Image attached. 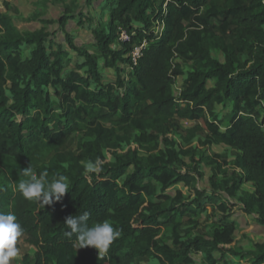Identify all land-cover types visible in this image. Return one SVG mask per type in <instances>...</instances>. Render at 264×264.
<instances>
[{"label": "trees", "instance_id": "16d2710c", "mask_svg": "<svg viewBox=\"0 0 264 264\" xmlns=\"http://www.w3.org/2000/svg\"><path fill=\"white\" fill-rule=\"evenodd\" d=\"M108 1L107 27L92 32L116 79L96 88L97 56L66 30L69 18L81 25L82 13L64 6L58 19L43 20L59 24L64 47L46 28L22 32L0 11V212L15 214L36 248L25 264H192L194 253L205 264H230L227 255L237 257L235 264H264L263 242L253 249L231 246L236 223L229 219L239 206L264 226V0ZM155 21L163 25L160 32L150 28ZM121 28L128 39L113 48ZM143 39L134 62L131 52ZM70 50L84 58L75 63L83 73L64 70ZM178 60L191 61L192 68L175 93L183 74ZM117 61L131 67L127 78ZM218 105L230 106L227 116L219 115ZM180 120L193 123L186 142L202 132L200 147L236 150L232 161L217 152L208 157L210 193L197 186L202 158L177 146ZM75 132L82 134L78 145L63 149ZM4 156L23 168L30 164L37 176L47 171L49 180L65 176L68 192L46 206L25 199L3 167ZM97 159L100 170L86 172L84 165ZM216 175L223 177L216 181ZM180 182L194 197L181 189L172 193ZM246 182L251 191L241 188ZM213 204L219 215L210 235L184 236L185 227L198 224L193 216ZM84 212L88 227L108 221L120 230L107 253L80 248L77 235L66 234L65 218ZM169 227L171 243L164 240Z\"/></svg>", "mask_w": 264, "mask_h": 264}, {"label": "rangeland", "instance_id": "374dc122", "mask_svg": "<svg viewBox=\"0 0 264 264\" xmlns=\"http://www.w3.org/2000/svg\"><path fill=\"white\" fill-rule=\"evenodd\" d=\"M84 2V0H0V11L9 15L16 27L22 32L39 29L41 27L46 28L47 31L52 33V36H55L57 40H60L62 42L64 47H67L68 45L64 41L65 34L60 30L59 24L57 22H44L43 20L55 21L56 19H58L63 13H65L64 6H68L69 11L71 12H76L77 14L82 13L80 19V22L82 21L80 23L81 25H79V18H69L66 23V30L68 35L72 37L73 41L78 46H83L90 53H93L97 56L100 82L92 84V87L96 88L99 85L114 82V80L116 79L115 67H108L104 65L103 57L101 56L100 51L96 46L95 37L92 32V30L95 28L107 27L110 12V1L105 2V0H97L89 5H85ZM162 27L163 25L161 23H157L156 21L150 26L153 32H160ZM125 34L128 36L127 32ZM120 39L122 38L119 32V36L111 44V47L120 48L121 45L118 42V40ZM126 39H128V37ZM142 42L145 43L146 40L143 39ZM29 52V46H24L21 50L23 56H27ZM70 52L72 55V61L68 66L65 67L64 70L68 71L70 69H75L80 73H83L84 70L77 69L75 63L82 62L84 58L82 56H78L73 50H70ZM213 54L215 56H218L219 58H222V54L218 51H213ZM125 55L126 54H124V56ZM178 61L181 63L183 74L177 77L173 85L175 93L179 92L181 84L186 76V72L192 68L191 61ZM117 64L124 67L123 74L124 77L127 78L128 72L131 70V67L127 64V62L117 61ZM212 84L213 80H210L208 82V85ZM119 89L122 90L123 88L121 87ZM217 110L220 116L225 117L230 111V106L227 105L225 107H222L221 105H218ZM192 124L193 123H189L187 120H180L179 128L174 131V136L177 142V146L182 145V147L194 153L196 158H202V162L200 163V171L202 173L198 177L197 186L200 189H204L205 191H207V193H210L212 188L210 177L213 174V170L207 163L208 157L212 154V152H217L224 154L228 161H232L235 157L236 150L224 144H213L206 149L200 147V140L204 136L202 132H198L196 137H194L190 142H186L184 140L186 130L187 127ZM226 124L227 122L224 121L221 128H225ZM81 138L82 134H78L76 132L72 133L64 141L62 148L66 150L74 149L80 142ZM107 157L109 160L111 159V156L109 154H107ZM1 159L3 161V167L7 170L13 182V185L17 188L18 183L22 179H27V177H23L20 174V170L23 169L20 164V160L15 157L5 156ZM222 177V175H216L215 179L216 181H220ZM241 188L249 190L253 189V185L251 182H246L242 184ZM177 189H181L184 195L187 197H194L193 191L189 187L185 186L182 182L177 183L173 186L172 193H174V191ZM231 199L236 201L235 198ZM214 203H216V200L214 201ZM214 206L215 204L208 205L204 211L200 212L196 216H193L194 219H197L198 224L192 230H187L189 228L185 227L182 232L184 233V236L187 234H202L205 236L210 235L213 228L217 225V219L219 215ZM238 207L239 206L235 208L233 214L229 217V219L233 220L236 223V229L234 231L233 242L231 243V246L253 249L255 242L264 243V226H260L253 215L244 213ZM170 231L171 228H167L164 238V240L168 243H171ZM17 248L19 250L18 256L16 259L12 260L10 264H25V261L23 260L24 256L29 255L31 258L36 250V248L27 241L24 234L21 238L18 239ZM193 255L195 260L192 264H205V259L201 253H194ZM215 255L219 257L218 252H215ZM236 259V256H226V260L229 261L230 264H235ZM140 260L144 262L154 261L148 258H142Z\"/></svg>", "mask_w": 264, "mask_h": 264}, {"label": "clouds", "instance_id": "9594fccd", "mask_svg": "<svg viewBox=\"0 0 264 264\" xmlns=\"http://www.w3.org/2000/svg\"><path fill=\"white\" fill-rule=\"evenodd\" d=\"M84 169L88 173L100 170L99 159L93 162L89 160ZM20 174L27 179H22L17 190L27 200L38 202L43 206L51 205L54 201H60L68 192L67 178L63 175L48 179L47 171H42L39 176L33 171L31 165L20 170ZM89 213L70 215L65 218V225L70 230L67 235L76 234L80 248L93 247L99 253H107L114 240L119 238L120 230L108 221L97 222L88 227ZM23 235V228L17 222L13 213L0 212V264H10L17 258L18 239Z\"/></svg>", "mask_w": 264, "mask_h": 264}, {"label": "built area", "instance_id": "2783aa9c", "mask_svg": "<svg viewBox=\"0 0 264 264\" xmlns=\"http://www.w3.org/2000/svg\"><path fill=\"white\" fill-rule=\"evenodd\" d=\"M125 33H126L125 30H123V29L120 30V36H121V38L123 40L128 37ZM142 47H144V42H142L141 44H139L138 46H136L133 49V51L131 52V56H132V59H133L134 62H136L137 57L140 55V51H141V48ZM263 128H264V125H263Z\"/></svg>", "mask_w": 264, "mask_h": 264}, {"label": "crops", "instance_id": "0c3cea01", "mask_svg": "<svg viewBox=\"0 0 264 264\" xmlns=\"http://www.w3.org/2000/svg\"><path fill=\"white\" fill-rule=\"evenodd\" d=\"M252 189H249V191H251ZM261 226V225H260Z\"/></svg>", "mask_w": 264, "mask_h": 264}]
</instances>
